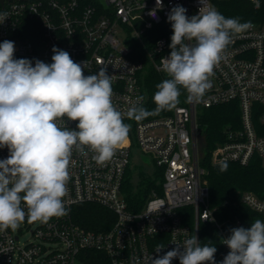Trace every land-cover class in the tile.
<instances>
[{"label":"built area","instance_id":"built-area-1","mask_svg":"<svg viewBox=\"0 0 264 264\" xmlns=\"http://www.w3.org/2000/svg\"><path fill=\"white\" fill-rule=\"evenodd\" d=\"M206 2L214 7L211 0ZM177 5L186 15L198 14L200 0H32L6 3L0 13V43L15 44V57L32 61H52V48L67 51L73 61L83 64L84 74H94L107 66L112 76L113 103L131 125L128 141L103 166L93 153L74 152L70 166L68 194L64 198L68 214L48 223L27 220L16 231L0 232V264H149L151 257L163 256L195 235L200 240L201 225H209L221 237L216 264L230 249L223 239L231 229L244 227L241 217L216 215L205 187L202 159L205 148L198 125L199 107L238 103L241 128L226 131L225 140L213 153L214 162L248 166L255 159L264 168V22L252 23L247 32L233 38L210 77L211 88L203 101L179 105L169 116L140 122L127 118L137 97L148 101L144 78L148 69L167 77L161 58L170 55L171 24L167 15ZM155 11V18L150 12ZM77 122H68L75 128ZM204 137V136H203ZM138 148L153 159L154 172L149 197L143 203L129 202L125 187L131 176V157ZM0 148V160L8 157ZM133 177V178H131ZM141 180L139 179L138 185ZM243 204L264 221V200L247 192L239 196ZM82 205H95L108 215L109 227L94 231L78 222ZM192 210V223L182 210ZM157 245L165 246L159 253ZM182 250V249H181ZM171 264H179L175 258Z\"/></svg>","mask_w":264,"mask_h":264},{"label":"clouds","instance_id":"clouds-1","mask_svg":"<svg viewBox=\"0 0 264 264\" xmlns=\"http://www.w3.org/2000/svg\"><path fill=\"white\" fill-rule=\"evenodd\" d=\"M198 14L188 17L177 5L167 15L172 36L170 55L161 58L167 78L156 85L155 109L143 106L137 97L127 118L140 122L179 104L180 89L187 100L200 103L211 88L210 77L233 38L253 27L251 21L225 17L206 0ZM157 8L163 0H156ZM258 6V5H257ZM155 18V11L150 12ZM7 15L0 13V23ZM52 63L14 56L15 44L0 43V148L8 157L0 160V232L16 231L26 220L48 223L68 214V194L73 153H93L103 166L129 139L131 125L113 103L112 76L107 66L84 74L83 64L67 51L53 47ZM77 122L70 128L68 122ZM228 170L227 161L220 171ZM223 239L230 249L220 264H264V221L255 219L249 228L230 230ZM149 264H216L217 248L211 241L201 244L193 235ZM165 246L157 245L159 253ZM182 249V250H181Z\"/></svg>","mask_w":264,"mask_h":264},{"label":"trees","instance_id":"trees-1","mask_svg":"<svg viewBox=\"0 0 264 264\" xmlns=\"http://www.w3.org/2000/svg\"><path fill=\"white\" fill-rule=\"evenodd\" d=\"M214 7L225 17H238L241 22L251 21L252 23L264 22V0H211ZM258 5V6H257ZM2 7L0 5V12ZM167 77L158 73L154 69H148L144 78V88L148 94V101L145 108L149 111L155 109L152 97L157 91L156 85ZM179 105H188L187 92L181 88ZM171 111H162L158 115L149 116L144 120L158 117H165ZM198 125L205 138V150L202 159V167L205 169L203 182L210 191V205L217 209L216 215L239 216L243 219L245 228H249L255 219H260V215L252 211L243 204L236 205L235 201L240 195L251 192L264 200V168L260 160L255 159L248 166H241L228 163V170L220 171V164L214 162L213 153L217 147L224 142L226 131L229 129L241 128V109L238 103H230L213 107H199ZM132 176V174H131ZM133 178V177H131ZM130 179L125 187L127 200L129 202L143 203L149 197L153 181L147 176H143L140 185ZM78 222L85 228L100 231L109 226L104 220L108 212L95 205H82L79 207ZM185 222L192 223V210L185 208L182 210ZM201 244L212 242L217 248L215 253L221 250V237L216 229L209 225H201Z\"/></svg>","mask_w":264,"mask_h":264},{"label":"rangeland","instance_id":"rangeland-1","mask_svg":"<svg viewBox=\"0 0 264 264\" xmlns=\"http://www.w3.org/2000/svg\"><path fill=\"white\" fill-rule=\"evenodd\" d=\"M20 59V57H15ZM45 63H52V61H43ZM153 159L151 155H146L138 148H134L131 157V171L132 176L138 184L139 179L142 180L143 176L152 175L154 172Z\"/></svg>","mask_w":264,"mask_h":264},{"label":"water","instance_id":"water-1","mask_svg":"<svg viewBox=\"0 0 264 264\" xmlns=\"http://www.w3.org/2000/svg\"><path fill=\"white\" fill-rule=\"evenodd\" d=\"M16 1H32V0H0V5L2 8H4L6 3L16 2ZM199 146L201 148H205V138L203 136L199 137Z\"/></svg>","mask_w":264,"mask_h":264}]
</instances>
